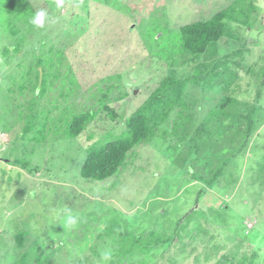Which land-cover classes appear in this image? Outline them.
<instances>
[{
  "label": "rangeland",
  "instance_id": "obj_1",
  "mask_svg": "<svg viewBox=\"0 0 264 264\" xmlns=\"http://www.w3.org/2000/svg\"><path fill=\"white\" fill-rule=\"evenodd\" d=\"M123 1L132 9L96 0H64L51 9L45 0H32L34 11L24 16L3 12L0 264H264V248L251 236L264 226V8L259 0ZM40 9L46 23L35 28L29 20ZM222 9L228 10L224 36L207 52L176 62L161 56L172 41L164 34L159 45L152 23L141 16L155 12L169 29ZM80 19L87 27L81 36L74 25ZM15 41L43 44V50L6 53ZM40 51H48L49 65L55 62L43 94L41 82L34 93V74L20 75L36 66L42 71ZM170 70L190 79L153 137L130 150L111 177H83L87 149L125 136L124 119ZM104 90L105 103L120 117L112 119L100 106ZM88 107L95 119L69 137V117ZM207 110L221 124L202 137ZM69 214L79 218L75 227H64ZM152 230L171 241L154 244ZM136 237L142 239L138 248L127 253ZM109 249L111 260L104 262L100 254Z\"/></svg>",
  "mask_w": 264,
  "mask_h": 264
},
{
  "label": "trees",
  "instance_id": "obj_2",
  "mask_svg": "<svg viewBox=\"0 0 264 264\" xmlns=\"http://www.w3.org/2000/svg\"><path fill=\"white\" fill-rule=\"evenodd\" d=\"M45 1L49 3L51 9L54 8L55 0H45ZM96 1H98L99 3H104L109 6H113L112 9L118 11H122L127 8L130 10L132 9V5L127 4L123 0H96ZM121 1L125 4H122ZM254 2H255L254 0L250 1L251 4H253ZM226 9L219 10L218 12L213 13L211 16L205 19H193L189 22L182 23L178 27L171 28L169 25L168 26L169 29H166V26H163L167 24H164L161 21H159V18L156 17L155 15V12L153 13L154 14L153 15L150 12L148 13L147 11V13L141 14V16L145 15L144 17L148 19V22L150 21L152 23V27H153L152 34L154 33L153 34L154 40L158 41L159 45L164 34L167 40L172 41V44L163 48L164 51L161 56L164 57V59L168 60L169 62H176L177 58H180V60H182L184 55L187 53L193 54L194 56L197 57V55L207 52V50H209L212 45L216 44L224 36L226 29V23L224 20H226V17L228 15L227 14L228 10ZM183 10L184 9H181V11ZM4 11L8 12L9 15L24 16L27 14V12L34 11L32 0H0V23L5 19L3 14ZM88 13H89L88 11L87 14L86 12H84L83 16L86 15L85 17L87 18ZM80 21L81 19L79 21L76 20V22H74V25L76 26L75 32L76 33L79 32L81 36L82 34L85 33V32L83 33L82 31L86 30L87 27L81 26ZM84 21L85 23H88L87 20ZM127 21L129 20L127 19ZM142 24L143 22L139 23V25ZM159 30L161 31L160 33ZM83 39L84 36H82L80 40L83 41ZM232 39L235 40L236 43L240 41L239 37L238 38L232 37ZM32 43H35V40ZM32 43L25 46L23 45L22 41H15L12 45H10V47H5L6 48L5 52L7 53L9 49H11L12 47L18 51L22 49L26 53H32V51L37 49L38 46H40V48L43 50V44L41 45L39 44L37 46ZM46 53H48V51L44 53L43 51H40L37 57V64H42V66L40 65L41 66L40 70L42 71H39V69L36 66L34 70L31 67L28 70L20 72V75L24 79L30 77V75L32 74L36 76L38 82L35 83L34 93L39 92L40 82L43 84L40 94H43L45 91H47L46 89L47 88L46 79L48 75L47 69L48 68L50 69L53 63L55 62L49 65V62L52 61V59L49 56V54L46 55ZM55 54L59 56L57 52H55ZM44 60L48 64H44L43 63ZM215 67L217 69V66ZM57 74L59 73L58 72L53 73L52 75L56 76ZM189 79H190L189 75H186L182 78H178L176 75V71L170 70L169 73L162 79L160 85L150 92V95L145 100V102L132 114H130L126 119H124V122L127 127V133L125 136L117 138L115 140L107 141L99 146L92 145L87 149L85 160L83 161V164L80 169L81 175L87 179L104 180L116 174L120 169V167L126 162L128 152L142 141L151 139L156 131L155 127L157 126L160 117L170 112L171 109H173L175 105L179 103L178 101H180L183 98ZM201 81L202 83H204L205 80L201 79L200 83ZM205 82L207 83V81ZM20 84H22L21 86L23 88L25 87L23 82ZM112 86H116V85L115 84L110 85L108 87V90ZM101 94L102 97L99 99V101L101 102L100 106L102 107V109L106 111L108 114H110L112 119H115L116 117H120V115L114 110V108H112L107 103H105V101L108 98L107 92H105L104 90L101 92ZM31 98L32 99L30 100V102L31 104H33L34 97ZM213 112H214L213 110L210 112L209 110H207L206 112L207 116H205L202 119V121L199 123L201 125V126L199 125V127L201 129L203 128L206 131L202 135V137H208L209 134L208 128H211L212 126L218 127V125L221 124V122L215 123L214 118H211V114ZM96 115L97 114L92 109V107H88L84 110H81L78 113L72 114V116L69 117L67 121L68 125L66 130L69 137L79 136V134H81L84 131L86 126L93 119H95ZM254 121H255L254 119L250 120V124H249L250 128H252L251 125L254 123ZM174 124L178 125L176 122H174ZM1 127L3 128V126ZM222 171L223 168H219L215 173L217 175L207 179V182L209 183L213 182L218 177V174L222 173ZM149 235L155 237L154 244L159 241L162 243H169L172 239V236L163 237L161 234L156 233L155 230H152L149 233ZM17 239L19 241L20 237H17ZM138 240H142V239L136 237L134 242L127 243L126 245L127 253L134 254L133 253V251L135 250L134 248H138L135 247L136 243L139 242ZM148 247L149 246L146 243H143L141 245V248L142 250H144V252L146 251V249H148ZM255 255L256 254L251 256L252 260ZM244 259L246 260V257Z\"/></svg>",
  "mask_w": 264,
  "mask_h": 264
},
{
  "label": "clouds",
  "instance_id": "obj_3",
  "mask_svg": "<svg viewBox=\"0 0 264 264\" xmlns=\"http://www.w3.org/2000/svg\"><path fill=\"white\" fill-rule=\"evenodd\" d=\"M64 0H55V4L57 8H61L63 6ZM258 7L264 8V0H259ZM47 12L44 9H40L31 16L29 23L33 25L35 28H44L46 19H47ZM78 217L75 215H67L64 220V227L71 228L75 227L78 223ZM252 243L257 246L264 248V226H260L254 231L252 234ZM101 260L107 262L111 260L112 253L111 250H104L100 254Z\"/></svg>",
  "mask_w": 264,
  "mask_h": 264
}]
</instances>
